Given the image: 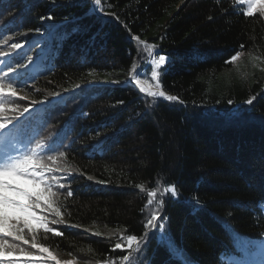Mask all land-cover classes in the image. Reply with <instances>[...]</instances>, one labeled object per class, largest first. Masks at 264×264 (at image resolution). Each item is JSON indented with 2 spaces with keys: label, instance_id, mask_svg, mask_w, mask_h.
<instances>
[{
  "label": "trees",
  "instance_id": "1",
  "mask_svg": "<svg viewBox=\"0 0 264 264\" xmlns=\"http://www.w3.org/2000/svg\"><path fill=\"white\" fill-rule=\"evenodd\" d=\"M234 3L0 0V51L10 66L30 56L10 52L12 44L47 36L37 69L15 81L29 95L16 99L21 107L42 103L9 139L25 148L43 140L51 149L43 156L65 152L73 169L52 173L65 185L64 223L50 225L63 236L38 238L61 260L124 264L127 249H114L126 243L122 233L142 238L130 264H264V18L239 15ZM136 36L166 57L160 84L177 100L126 82L134 61L151 73ZM236 51L239 70L225 63ZM5 150L15 154L0 136ZM137 185L162 195L145 208ZM169 185L177 196L163 192ZM153 211L163 228L146 227Z\"/></svg>",
  "mask_w": 264,
  "mask_h": 264
},
{
  "label": "snow or ice",
  "instance_id": "2",
  "mask_svg": "<svg viewBox=\"0 0 264 264\" xmlns=\"http://www.w3.org/2000/svg\"><path fill=\"white\" fill-rule=\"evenodd\" d=\"M94 3L96 6H100L101 0H94ZM233 7L240 9L237 13L239 15L254 17L258 14L261 18H264V0H235ZM100 10L103 11V8H100ZM35 31L39 32L40 29L37 28ZM134 39L139 45L143 46L142 51L148 57L145 64L150 67L151 73L150 76H147L146 73L138 72V65L134 61L126 82L133 84L146 97L153 99L163 97L169 101L177 100L178 97L167 95L160 84L159 69L164 65L166 57L163 55L156 57L154 54L156 46L141 40L139 36L134 37ZM240 47L243 49L244 46L241 45ZM21 48L22 44L14 43L9 51ZM8 55L9 53L0 51V56L7 57ZM243 55V51H236L225 63H231L239 70L237 62ZM259 59L261 58L252 57V60ZM31 61L32 57L29 56L26 63L17 64L15 67L6 64L7 72L0 69V136L9 141L12 151L15 153L10 154L7 150L0 153V264H76L74 259H58L48 247L39 243L38 239L41 234L44 239H47L49 234L56 237L63 236L62 232L50 227V224L64 223L61 211L63 206L62 196L58 189L64 188L65 185L59 183V179L52 173L60 171L67 174L73 171L66 164V153L56 152L45 157L42 153L51 150L45 141L38 140L32 147L25 148L12 143L9 139L15 138L20 118L28 113L33 105L42 103V101L33 100L28 106L21 107L16 102L17 97L23 100L28 99L27 95L20 96L15 81L20 78V70H26ZM253 66L258 67L256 64H253ZM261 71H264V68H261ZM141 76L146 78L142 79ZM241 76L246 79L245 73H241ZM76 87H79V85H76ZM253 99L255 97L250 98L247 103L251 104ZM137 187L146 195L145 208L154 203L158 194L162 195L159 186L152 189H147L144 185H137ZM163 192L170 193L171 196L178 195L174 185L164 188ZM72 195L73 193L68 191L63 199H67ZM143 210L141 209V211ZM50 216L57 217V219L50 220ZM157 221L158 213L151 212L146 227L163 228V225H158ZM95 235H101V233L97 232ZM121 237L126 243L117 242L114 249L126 248L128 254L123 255L121 260L124 264H130L133 253L139 251L142 238L135 235L123 237L122 233ZM29 245L31 249L39 251V257L25 247ZM16 254L25 255L29 258L21 261ZM105 264H114V262L105 261Z\"/></svg>",
  "mask_w": 264,
  "mask_h": 264
},
{
  "label": "rangeland",
  "instance_id": "3",
  "mask_svg": "<svg viewBox=\"0 0 264 264\" xmlns=\"http://www.w3.org/2000/svg\"><path fill=\"white\" fill-rule=\"evenodd\" d=\"M45 36L43 33H39V34H36L35 38H34V41L32 42L31 46H25L22 44V48L19 49L20 51L22 50H27V52L30 54V56L32 57V61L29 63V66L27 69H37L38 67V59L36 58L37 55L38 56H42V52H44L46 50L45 48V43H44V40H45ZM18 60H21L20 58ZM0 62H5V63H0V69H2L3 72H7V65L10 64L9 62V55L7 57L5 56H0ZM21 71V70H20ZM11 75V74H10ZM17 91L20 93V96H24V95H28L27 91L23 90V89H17ZM20 104H25L27 102V100H23V99H20L19 97L16 98ZM38 117H35V121H38L37 119ZM26 125H21L22 128H24ZM36 126V125H35ZM39 126V125H38ZM31 186V185H29ZM50 227H53L50 225ZM54 228V227H53ZM29 251H32L35 253V255L37 257H39V251L38 250H33L31 249L30 245L29 246H25ZM51 251V250H50ZM54 253V252H53ZM55 254V253H54ZM18 256V258L23 261L24 259H28L29 257L25 256V255H21V254H16ZM56 255V254H55ZM57 256V255H56ZM58 259H60L58 256H57ZM74 258H69L67 260H73ZM61 260V259H60ZM75 260V259H74ZM76 264L77 261L75 260Z\"/></svg>",
  "mask_w": 264,
  "mask_h": 264
},
{
  "label": "built area",
  "instance_id": "4",
  "mask_svg": "<svg viewBox=\"0 0 264 264\" xmlns=\"http://www.w3.org/2000/svg\"><path fill=\"white\" fill-rule=\"evenodd\" d=\"M100 12H102L100 9H99Z\"/></svg>",
  "mask_w": 264,
  "mask_h": 264
}]
</instances>
